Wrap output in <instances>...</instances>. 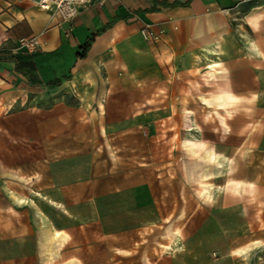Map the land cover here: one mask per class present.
I'll list each match as a JSON object with an SVG mask.
<instances>
[{
	"label": "crops",
	"instance_id": "crops-1",
	"mask_svg": "<svg viewBox=\"0 0 264 264\" xmlns=\"http://www.w3.org/2000/svg\"><path fill=\"white\" fill-rule=\"evenodd\" d=\"M198 68L209 105L264 108V4L93 1L62 21L0 0V264H179L185 223L155 171L154 124Z\"/></svg>",
	"mask_w": 264,
	"mask_h": 264
},
{
	"label": "rangeland",
	"instance_id": "rangeland-1",
	"mask_svg": "<svg viewBox=\"0 0 264 264\" xmlns=\"http://www.w3.org/2000/svg\"><path fill=\"white\" fill-rule=\"evenodd\" d=\"M204 72L175 77L183 101L164 118L158 110L154 124L155 171L170 179L172 211L179 206L185 223L179 264H264V108L209 105ZM200 92L203 105L194 101ZM153 247L155 258L167 253Z\"/></svg>",
	"mask_w": 264,
	"mask_h": 264
},
{
	"label": "built area",
	"instance_id": "built-area-1",
	"mask_svg": "<svg viewBox=\"0 0 264 264\" xmlns=\"http://www.w3.org/2000/svg\"><path fill=\"white\" fill-rule=\"evenodd\" d=\"M35 4L40 10L49 12L58 16L62 21H71L77 15L79 10L85 8L93 1L104 2L106 0H28ZM250 1V0H244ZM264 4V0H251ZM139 34L144 41L152 42L158 39V34L150 25H142L139 28ZM38 42L35 39L31 41H21V48H36Z\"/></svg>",
	"mask_w": 264,
	"mask_h": 264
},
{
	"label": "bare ground",
	"instance_id": "bare-ground-1",
	"mask_svg": "<svg viewBox=\"0 0 264 264\" xmlns=\"http://www.w3.org/2000/svg\"><path fill=\"white\" fill-rule=\"evenodd\" d=\"M213 46H215V45H213ZM213 49V48H212ZM215 51V50H214ZM211 61V60H210ZM209 67H211V68H214L215 66H216V62H209V65H208ZM216 155L214 154V153H209L208 154V158H214ZM212 163V162H211ZM214 163V162H213ZM210 167H211V165H210ZM213 171V170H212ZM222 171V170H221ZM222 174V173H221ZM211 176V175H210ZM221 177V176H220Z\"/></svg>",
	"mask_w": 264,
	"mask_h": 264
}]
</instances>
